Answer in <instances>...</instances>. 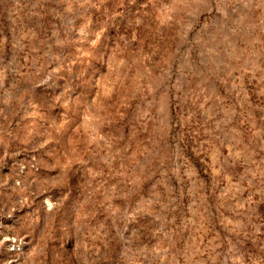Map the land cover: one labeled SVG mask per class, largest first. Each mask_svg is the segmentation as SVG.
Segmentation results:
<instances>
[{
  "label": "rangeland",
  "instance_id": "obj_1",
  "mask_svg": "<svg viewBox=\"0 0 264 264\" xmlns=\"http://www.w3.org/2000/svg\"><path fill=\"white\" fill-rule=\"evenodd\" d=\"M0 264H264V0H0Z\"/></svg>",
  "mask_w": 264,
  "mask_h": 264
}]
</instances>
